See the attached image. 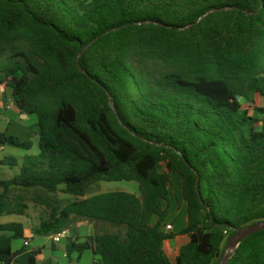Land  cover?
Masks as SVG:
<instances>
[{
	"label": "trees",
	"instance_id": "obj_1",
	"mask_svg": "<svg viewBox=\"0 0 264 264\" xmlns=\"http://www.w3.org/2000/svg\"><path fill=\"white\" fill-rule=\"evenodd\" d=\"M0 88L36 118L0 147H38L0 160L19 165L0 179V216L24 215V197L8 201L17 189L50 208L36 234L63 233L73 216L113 230L65 237L67 257L218 264L230 236L264 222V119L249 111L264 114V0H0ZM119 181L139 195L86 198ZM59 190L74 198L63 208L46 198ZM17 240L22 223L0 224V264H39ZM227 264H264V229Z\"/></svg>",
	"mask_w": 264,
	"mask_h": 264
},
{
	"label": "rangeland",
	"instance_id": "obj_2",
	"mask_svg": "<svg viewBox=\"0 0 264 264\" xmlns=\"http://www.w3.org/2000/svg\"><path fill=\"white\" fill-rule=\"evenodd\" d=\"M243 104L245 101L241 100ZM10 104V107L6 106ZM255 106L264 109V98L257 96L255 99ZM250 114L257 115L259 118L264 119V114L254 112L250 108ZM20 116V117H19ZM26 116V115H25ZM17 111L11 101L10 92L0 88V133H10L21 139H27L29 136V127L36 122L34 116L25 117ZM33 148L25 152L22 149L13 148L10 146L3 147L0 150V160L5 157L13 156L15 158H22L25 154L36 155L38 153L37 139L32 138ZM19 173V165L14 167L0 166V179H11ZM127 192L139 195L138 184L134 181H119V182H99L94 184L88 189L87 197H92L98 194L107 192ZM22 196L25 198L23 202L27 209L23 216L19 215H4L0 216V224L19 222L24 225L27 231V241L17 240L12 244L13 250H17L27 242V249H37L40 252L38 256V263L49 260L54 264H93L96 262L97 257H94L91 252H83L79 260L76 259L77 254L67 257L65 253V237L60 238L58 241L54 240L55 234H36V229L39 228L40 223L45 221L50 213V208L33 202L34 195L32 192H20L17 189H11L8 193V201L16 202ZM46 198L53 206L63 208L67 203L74 200L73 197L65 195L62 190L56 193L46 194ZM179 225L185 223V216L183 210L176 213ZM113 231L108 225L94 221L86 220L73 216L71 218L70 226L66 229L65 233L71 240L77 242L89 241L95 234ZM31 235V236H30ZM187 242L186 238H178L168 244L170 257L173 256L174 251L181 245Z\"/></svg>",
	"mask_w": 264,
	"mask_h": 264
},
{
	"label": "water",
	"instance_id": "obj_3",
	"mask_svg": "<svg viewBox=\"0 0 264 264\" xmlns=\"http://www.w3.org/2000/svg\"><path fill=\"white\" fill-rule=\"evenodd\" d=\"M25 116V115H22ZM26 117V116H25ZM264 229V222L236 231L228 238L226 252L218 264H227L243 239Z\"/></svg>",
	"mask_w": 264,
	"mask_h": 264
},
{
	"label": "built area",
	"instance_id": "obj_4",
	"mask_svg": "<svg viewBox=\"0 0 264 264\" xmlns=\"http://www.w3.org/2000/svg\"><path fill=\"white\" fill-rule=\"evenodd\" d=\"M6 107L9 108L10 104H8ZM166 228H167V230H169V229H171V226L168 225V226H166ZM62 237H67V233L63 232V233H60V234H56L54 236V240L58 241ZM25 245H27V242H25Z\"/></svg>",
	"mask_w": 264,
	"mask_h": 264
},
{
	"label": "crops",
	"instance_id": "obj_5",
	"mask_svg": "<svg viewBox=\"0 0 264 264\" xmlns=\"http://www.w3.org/2000/svg\"><path fill=\"white\" fill-rule=\"evenodd\" d=\"M20 117V116H19ZM1 134V133H0ZM3 134V133H2ZM0 150H3V147H0ZM27 229L24 227V237L25 238H28V235H27ZM31 236V235H30ZM67 236H68V234H67ZM38 259V258H37Z\"/></svg>",
	"mask_w": 264,
	"mask_h": 264
}]
</instances>
